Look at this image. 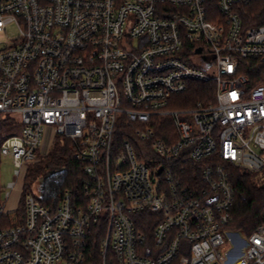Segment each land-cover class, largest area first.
Instances as JSON below:
<instances>
[{
    "label": "built area",
    "instance_id": "1",
    "mask_svg": "<svg viewBox=\"0 0 264 264\" xmlns=\"http://www.w3.org/2000/svg\"><path fill=\"white\" fill-rule=\"evenodd\" d=\"M261 1L0 0V160L15 176L0 185V264H264V222L228 228L230 167L264 177ZM191 81L213 91L175 107ZM169 114L174 133L152 120ZM56 137L79 191L56 169L39 198L23 193Z\"/></svg>",
    "mask_w": 264,
    "mask_h": 264
},
{
    "label": "trees",
    "instance_id": "2",
    "mask_svg": "<svg viewBox=\"0 0 264 264\" xmlns=\"http://www.w3.org/2000/svg\"><path fill=\"white\" fill-rule=\"evenodd\" d=\"M249 9L259 11L260 19L264 18V0ZM213 91L212 82L191 81L189 89L175 96L179 102L175 107L183 108L191 106L197 100H203L207 92ZM206 101V100H205ZM123 123H119L121 127ZM127 129L118 128L114 135V145L119 147L128 139ZM71 147L67 140L56 137L49 150L38 156V159L32 162L26 172L23 186L28 185V181L45 173L56 169H65L61 188L73 187L75 191L80 189L81 173L79 162L74 160L71 155ZM191 163V162H190ZM202 164V162H197ZM230 180L235 190V200L231 208V220L228 228L249 235L253 229L264 222V177L253 179L249 171L230 167ZM46 185V183H45ZM103 234V223L93 225L91 233L90 249L91 260L97 262V251L99 242Z\"/></svg>",
    "mask_w": 264,
    "mask_h": 264
},
{
    "label": "rangeland",
    "instance_id": "3",
    "mask_svg": "<svg viewBox=\"0 0 264 264\" xmlns=\"http://www.w3.org/2000/svg\"><path fill=\"white\" fill-rule=\"evenodd\" d=\"M7 30L8 31H16V27L13 23L8 24L7 26ZM4 36H0V39H3ZM164 118L165 125L164 128L166 130H168L171 133H174L176 131V127H175V123H174V119L173 117L169 114V115H164V116H160V115H153L152 116V120H160ZM51 147V145L49 146V148ZM49 148L46 146L45 147V152L47 150H49ZM47 149V150H46ZM263 156H264V152H263ZM138 160H141L140 157L136 156ZM50 172V169H48L45 173H43L41 176L42 177H37L35 179H31L30 181H28V185L25 187L23 186V193H31L34 197L39 198L41 195V190L43 189L45 183L48 180V178L45 177L47 176V174ZM249 174L251 175V177L253 179H259L263 177L262 171H249ZM25 179V177H24ZM15 180V176L13 173V164L10 158L5 157V158H1L0 160V185L2 187H4L8 181H14ZM20 198L19 195V191L18 188H14L11 192L9 201H11L12 204H15L17 202V199ZM19 201V200H18ZM241 236L243 238H246L245 234H241ZM171 264H177V261L172 262Z\"/></svg>",
    "mask_w": 264,
    "mask_h": 264
},
{
    "label": "water",
    "instance_id": "4",
    "mask_svg": "<svg viewBox=\"0 0 264 264\" xmlns=\"http://www.w3.org/2000/svg\"><path fill=\"white\" fill-rule=\"evenodd\" d=\"M199 50V49H198Z\"/></svg>",
    "mask_w": 264,
    "mask_h": 264
}]
</instances>
